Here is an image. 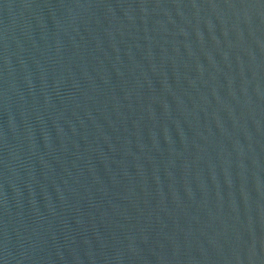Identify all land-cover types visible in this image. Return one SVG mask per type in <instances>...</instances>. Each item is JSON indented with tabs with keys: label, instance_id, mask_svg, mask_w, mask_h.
I'll use <instances>...</instances> for the list:
<instances>
[{
	"label": "water",
	"instance_id": "95a60500",
	"mask_svg": "<svg viewBox=\"0 0 264 264\" xmlns=\"http://www.w3.org/2000/svg\"><path fill=\"white\" fill-rule=\"evenodd\" d=\"M0 264H264V0H0Z\"/></svg>",
	"mask_w": 264,
	"mask_h": 264
}]
</instances>
